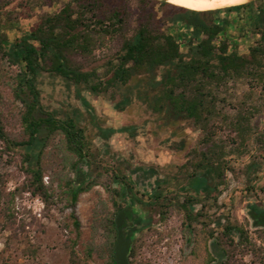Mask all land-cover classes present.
<instances>
[{"label":"rangeland","instance_id":"1","mask_svg":"<svg viewBox=\"0 0 264 264\" xmlns=\"http://www.w3.org/2000/svg\"><path fill=\"white\" fill-rule=\"evenodd\" d=\"M17 2L12 1L3 9L4 13H0V31L5 32L10 41L26 33L37 18L58 10L60 5V2L29 0L30 10L25 13L30 12L31 16L22 18L19 12L23 11L16 7ZM123 2L129 13L125 32L131 33L138 21V0ZM118 4L119 0H106L107 9ZM118 46L117 39L107 36L91 55L71 53L70 58L82 70L103 74L108 63L113 62ZM13 71L14 67L3 63L0 113L5 130L10 136L19 138L21 105L10 90ZM142 84L145 82L141 78L134 77L126 86L115 88L111 98L110 91L94 94L58 76L43 73L39 84L42 104L60 116L80 111L81 124L86 127L87 138L91 141L92 165L75 171L72 164L76 157L65 149L61 135L53 136L44 149L42 161V180L51 196V203L46 204L39 196L17 190L26 178L21 155L18 150L6 152L0 140V190L3 193L0 264H105L107 236L101 220L112 214L115 217L119 210L105 184L115 187L112 184L115 176H129L135 169L147 171L134 173L145 187H150L155 179L160 181L159 190L163 191L164 204L168 207L163 205L159 210L154 205L135 204L148 223L135 226L138 229L133 244L137 250L134 257L128 258L132 263L225 262L227 255L218 246L216 238L222 230L221 225L230 223L242 227L254 246L253 251L237 247L232 263L260 264L264 258V225H257L251 218L249 205L264 208V145L256 142V132L264 133V108L251 119L252 129L243 141H236L235 133L227 127L215 130L216 154L223 158L227 167L224 177L211 180L216 189L192 203L194 217L189 224L178 204L188 196L183 186L187 187L192 174L201 171L194 168L201 155L193 150H205V146L199 144L203 132L196 129L190 119L170 120L153 112L145 98L134 95ZM244 89L239 85L234 92L239 95ZM78 93L94 109V118L85 112ZM128 94L131 102L118 110L116 102ZM93 122L130 130L114 133L103 141L96 138ZM93 180L98 183L78 194L75 219L71 215L69 188L73 182L86 186ZM142 190L136 191L142 193ZM146 195L148 193L143 192V202L150 200ZM234 240L238 242L237 235ZM209 254L215 260L209 261Z\"/></svg>","mask_w":264,"mask_h":264},{"label":"trees","instance_id":"2","mask_svg":"<svg viewBox=\"0 0 264 264\" xmlns=\"http://www.w3.org/2000/svg\"><path fill=\"white\" fill-rule=\"evenodd\" d=\"M12 1L0 0V13ZM47 1L60 2L58 10L37 18L26 33L10 41L6 33L0 31V71L3 63L14 67L10 90L21 105L19 138L5 130L0 113V140L6 152L19 151L26 175L17 190L30 192L46 204L51 203L48 187L42 180V161L46 145L57 134L61 135L65 149L76 157L72 168L79 163L86 166L91 163V142L86 127L80 123V111L60 116L42 104L39 84L43 73L58 76L94 94L110 91L111 98L115 88L139 77L145 85L137 87L135 97L145 98L151 110L162 117L190 119L196 129L203 132L199 144H203L205 150H193L201 155L194 168L203 170L190 176L189 188L195 196L187 189L188 196L178 204L184 220L190 224L194 217L192 203L201 193L209 196L216 189L211 180L224 177L227 167L216 154L215 130L227 127L235 133L236 141H243L252 129L251 119L263 112L264 102L260 101L264 100V0L208 11L190 10L157 0H138V21L131 33L125 32L129 13L124 0H119L111 9H107L106 0ZM16 7L22 8L23 12H19L22 18L31 16L30 12L25 13L30 10L29 0H18ZM107 36L117 39L119 46L103 74L82 70L70 58L71 53L91 55ZM239 85L245 89L237 95L234 90ZM78 97L86 113L94 117L89 102L80 93ZM130 102L129 94L124 95L115 106L123 110ZM94 124L97 135L103 140L116 131L127 130V127L114 129ZM256 133V142L264 145V133ZM115 179L112 184H117L118 188L106 184L105 188L116 210L121 208L118 199L128 196L130 203L154 205L159 210L163 205L168 207L164 204L166 198L162 190H154L148 197L150 200L143 202L137 192H132V183L126 176ZM97 183L93 180L81 186L73 182L70 186L71 215L75 219L78 194ZM2 196L0 190V204ZM249 210L256 213L264 208L251 204ZM114 218L112 214L101 220L107 236L105 264H116ZM144 222L142 226L148 223L142 216L135 220L139 225ZM75 223L78 225L77 220ZM221 227L216 240L227 259L220 264H233V255L239 246L244 251L254 250L242 227L230 223ZM137 229H130L127 235L132 241L128 258L134 257L137 250L133 244ZM212 260L215 258L209 254V261ZM259 263L264 264V258ZM128 264L134 263L128 259Z\"/></svg>","mask_w":264,"mask_h":264},{"label":"flooded vegetation","instance_id":"3","mask_svg":"<svg viewBox=\"0 0 264 264\" xmlns=\"http://www.w3.org/2000/svg\"><path fill=\"white\" fill-rule=\"evenodd\" d=\"M90 104V103H89ZM91 106V105H90ZM91 108H92V106H91ZM93 109V108H92ZM84 110H85V108H84ZM119 110V109H118ZM93 111H94V109H93ZM86 112V111H85ZM89 115V114H88ZM90 117H92L91 115H89ZM94 117H95V112H94ZM94 117H92V118H94ZM81 123V122H80ZM100 125V124H99ZM101 126H103V127H110V126H104V125H101ZM111 128H114V127H111ZM121 128V127H120ZM120 128H114V129H120ZM95 129H96V127H95ZM130 130V128H128L127 127V130H125V131H116V132H114V133H117V132H127V131H129ZM96 131V138L97 139H99V140H103V139H101V138H99V136L97 135V129L95 130ZM113 133V134H114ZM112 134V135H113ZM111 135V136H112ZM110 136V137H111ZM109 137V138H110ZM108 138V139H109ZM108 139H106V140H108ZM106 140H103V141H106ZM91 142V141H90ZM90 165L89 166H86V165H84V164H81V163H79V164H77V166H76V168H75V171H77V170H81V168H83V167H85V168H88V167H90L91 165H92V159L90 158ZM142 172V173H146L147 171H141V169H135V170H132V173L133 174H131V175H129V176H126L127 177V179L129 180V182H131L132 184H131V186H132V192H137V191H139V189H143L142 191L143 192H147L148 193V195H146V197L148 198L149 196H151L152 194H153V192H154V190H159V187H160V181L159 180H154L153 182H151L150 183V187H145V185L143 186V185H141V183H140V177L139 176H134V173H136V172ZM201 172H203V170H201L200 172H198V174H200ZM117 175V174H116ZM118 176V175H117ZM125 176V175H124ZM124 176H120V177H124ZM116 177V176H115ZM119 177V176H118ZM119 177V178H120ZM116 180V179H115ZM75 184H80V183H77V182H75ZM189 184H190V182L187 184V187H185V186H183V188L185 189H188V191L189 192H191L192 193V195L193 196H195V192L193 191V189L192 188H189ZM114 185H116L115 186V188H118V185L117 184H114ZM137 190V191H136ZM143 192L141 193V192H137V196H138V198H142V195H143ZM204 196V194L203 193H201L200 195H198V197H201V196ZM119 200V205H121V208H119V210L118 211H120V210H122V209H124V208H129L130 209V212H127V214H126V217H125V220H126V223H125V227H124V231H125V235H126V237H128L127 235H128V233H129V231H130V229H132V228H135V226L137 225V226H139V224H137V223H135V220L137 219V218H139V217H141L142 215H141V213H140V210L136 207V203H138V202H134V203H130L129 202V196L126 198V199H121V198H119L118 199ZM122 203H123V205H122ZM140 204V203H139ZM117 211V212H118ZM251 211V210H250ZM249 211V212H250ZM259 213H264V210L263 211H260V212H256L255 214L257 215V214H259ZM254 220H256V219H254ZM135 233V232H134ZM129 238V237H128ZM131 244H132V241H131Z\"/></svg>","mask_w":264,"mask_h":264},{"label":"water","instance_id":"4","mask_svg":"<svg viewBox=\"0 0 264 264\" xmlns=\"http://www.w3.org/2000/svg\"><path fill=\"white\" fill-rule=\"evenodd\" d=\"M157 1L169 3L168 0H157ZM251 1H255V0H249L245 3H248ZM241 4H244V3H241ZM236 5H240V4H236ZM231 6H235V5H231ZM226 7H229V6H226ZM223 8H218V9H223ZM205 11H208V10H205ZM127 212H130V209L124 208L118 211L114 218V223L116 227V237L114 240L113 251H114V258H115L116 264H128V253L131 247V239L126 237L125 231H124V227L126 223L125 217H126ZM249 215L251 216L252 219H256L255 223L257 225H264V213H259L256 215L253 211H250Z\"/></svg>","mask_w":264,"mask_h":264},{"label":"bare ground","instance_id":"5","mask_svg":"<svg viewBox=\"0 0 264 264\" xmlns=\"http://www.w3.org/2000/svg\"><path fill=\"white\" fill-rule=\"evenodd\" d=\"M247 1L249 0H168L170 4L197 11L213 10Z\"/></svg>","mask_w":264,"mask_h":264}]
</instances>
